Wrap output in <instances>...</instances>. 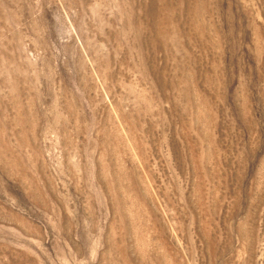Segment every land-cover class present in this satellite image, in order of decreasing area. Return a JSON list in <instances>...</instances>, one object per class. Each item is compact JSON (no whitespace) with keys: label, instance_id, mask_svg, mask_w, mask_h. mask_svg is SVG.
Wrapping results in <instances>:
<instances>
[{"label":"rangeland","instance_id":"1","mask_svg":"<svg viewBox=\"0 0 264 264\" xmlns=\"http://www.w3.org/2000/svg\"><path fill=\"white\" fill-rule=\"evenodd\" d=\"M0 264H264V0H0Z\"/></svg>","mask_w":264,"mask_h":264}]
</instances>
